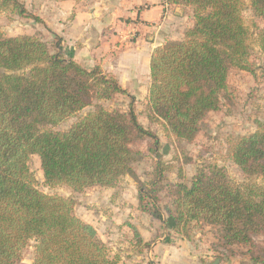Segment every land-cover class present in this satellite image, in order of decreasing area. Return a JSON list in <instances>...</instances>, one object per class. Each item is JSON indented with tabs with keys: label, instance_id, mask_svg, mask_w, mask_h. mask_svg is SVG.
<instances>
[{
	"label": "trees",
	"instance_id": "obj_1",
	"mask_svg": "<svg viewBox=\"0 0 264 264\" xmlns=\"http://www.w3.org/2000/svg\"><path fill=\"white\" fill-rule=\"evenodd\" d=\"M169 2L190 8L194 24L181 41L166 42L151 56L150 122L177 142L193 143L201 122L220 110L230 71L252 72L253 35L243 11L249 5L264 20V0ZM7 9L34 17L20 0H0V11ZM56 40L52 53L37 38L0 31V264H17L31 242L32 264H119L96 229L75 215L73 200L38 189L30 161L39 158L49 187L75 193L114 188L123 177L136 179L133 146L156 137L132 106L128 113L94 106L125 90L100 67L88 70L67 58L61 38ZM262 41L264 51V36ZM92 106L69 130L52 129ZM230 152L247 177L263 184H234L223 169L210 165L190 186H177L166 213L174 230L186 233L191 223L204 222L217 228L225 247H250L264 259V241L263 247L254 242L256 236L264 239V126L237 137ZM157 174L163 179L161 168ZM143 196L139 210L163 220Z\"/></svg>",
	"mask_w": 264,
	"mask_h": 264
},
{
	"label": "rangeland",
	"instance_id": "obj_2",
	"mask_svg": "<svg viewBox=\"0 0 264 264\" xmlns=\"http://www.w3.org/2000/svg\"><path fill=\"white\" fill-rule=\"evenodd\" d=\"M20 1L34 17H21L11 9L0 11V31L7 37L37 38L55 53L56 36L37 17L39 11L46 9L48 0ZM191 13L194 19L192 10ZM243 19L253 35L254 50L250 58L252 72L239 69L230 71L228 91L220 110L210 113L201 122L200 133L193 143L177 142L162 125L150 122L149 90L145 85L138 94L125 90L124 94L112 100L94 102V106L101 104L109 111L121 113H128L132 106L139 122L155 135V140L133 146L137 159L134 164L136 179L126 176L112 189L91 187L83 193H75L66 186H47L40 160L32 156L30 169L37 179L38 189L47 195L73 200L75 215L92 225L100 240H106L110 258L119 264H152L149 251L161 238H165L160 242L161 245L176 247L180 249V254H187L188 249L197 251L199 261L206 264H264V259L256 249L246 246L225 247L218 239L217 228L204 222L191 223L186 233L174 230L166 213V207L172 208V194L177 186H190L198 171L210 165L223 169L234 184H263L260 179L247 177L233 161L230 152L231 143L237 137L254 133L259 126H264V51L261 47L264 20L256 17L249 5L243 11ZM94 106L52 129L57 132L69 130ZM160 168L163 179L158 178ZM141 193L145 194L143 199L148 204L147 208L151 212L158 210L163 220L139 210ZM142 235L148 240L146 244ZM263 241L261 236L254 237L258 247H263ZM34 245L31 242L21 253L17 264L33 263Z\"/></svg>",
	"mask_w": 264,
	"mask_h": 264
},
{
	"label": "crops",
	"instance_id": "obj_3",
	"mask_svg": "<svg viewBox=\"0 0 264 264\" xmlns=\"http://www.w3.org/2000/svg\"><path fill=\"white\" fill-rule=\"evenodd\" d=\"M37 17L61 38L67 58L88 70L100 67L123 90L136 94L151 86L153 52L166 42L181 41L193 26L191 9L169 0H48ZM142 238L146 244V236ZM164 239L149 251L150 263L206 264L195 250L180 254L176 247L161 245Z\"/></svg>",
	"mask_w": 264,
	"mask_h": 264
}]
</instances>
